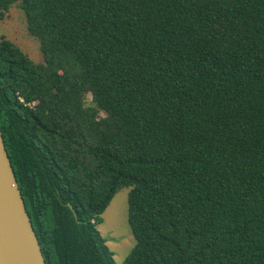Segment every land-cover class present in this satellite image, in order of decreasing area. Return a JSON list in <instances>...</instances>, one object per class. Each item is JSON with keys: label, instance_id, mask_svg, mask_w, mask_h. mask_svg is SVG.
<instances>
[{"label": "trees", "instance_id": "obj_1", "mask_svg": "<svg viewBox=\"0 0 264 264\" xmlns=\"http://www.w3.org/2000/svg\"><path fill=\"white\" fill-rule=\"evenodd\" d=\"M14 4L44 62L0 40V127L46 263L117 264L128 186L122 264H264V0Z\"/></svg>", "mask_w": 264, "mask_h": 264}, {"label": "water", "instance_id": "obj_2", "mask_svg": "<svg viewBox=\"0 0 264 264\" xmlns=\"http://www.w3.org/2000/svg\"><path fill=\"white\" fill-rule=\"evenodd\" d=\"M0 264H47L9 157L1 127Z\"/></svg>", "mask_w": 264, "mask_h": 264}, {"label": "rangeland", "instance_id": "obj_3", "mask_svg": "<svg viewBox=\"0 0 264 264\" xmlns=\"http://www.w3.org/2000/svg\"><path fill=\"white\" fill-rule=\"evenodd\" d=\"M3 37L17 44L34 62H44L40 42L29 33L26 16L18 4H14L4 20L0 21V40ZM130 191L128 186L120 189L101 215L102 222L98 225L117 264H122L136 244L128 220Z\"/></svg>", "mask_w": 264, "mask_h": 264}]
</instances>
